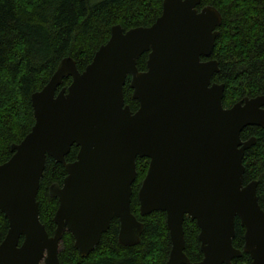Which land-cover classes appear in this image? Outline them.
<instances>
[{
    "label": "water",
    "instance_id": "95a60500",
    "mask_svg": "<svg viewBox=\"0 0 264 264\" xmlns=\"http://www.w3.org/2000/svg\"><path fill=\"white\" fill-rule=\"evenodd\" d=\"M199 4L162 0L149 26L114 24L82 71L64 57L31 94L34 123L0 164V211L8 222L0 264H60L65 231L87 256L114 218L118 243L137 244L143 224L130 208L137 157L148 159L137 190L139 213H165L171 242L165 264H190L185 215L199 228L202 252L191 264H232L242 252L250 264H264V210L257 182L243 179L244 152L256 138L240 136L247 126L264 127V94L223 106L224 85L211 80L218 61L209 58L222 18L214 6ZM144 52L146 69L139 70ZM127 76L135 111L124 101ZM72 145L76 158L66 162ZM47 156L66 170L61 184L48 187L57 199L52 235L36 200ZM236 218L244 227L242 248L232 244Z\"/></svg>",
    "mask_w": 264,
    "mask_h": 264
},
{
    "label": "trees",
    "instance_id": "16d2710c",
    "mask_svg": "<svg viewBox=\"0 0 264 264\" xmlns=\"http://www.w3.org/2000/svg\"><path fill=\"white\" fill-rule=\"evenodd\" d=\"M162 0H0V164L12 155L10 145L19 143L30 131L33 108L30 96L40 90L64 57H71L79 71L91 62L98 47L104 44L114 24L124 30L149 26L161 13ZM214 6L221 14L218 35L209 58L218 61L212 82L223 83L222 104L225 108L245 96L264 94V0H200L198 8ZM147 52L137 59L139 70L146 69ZM126 77L123 96L132 111L138 101L132 97ZM71 78H64L67 86ZM242 139L250 136L256 142L245 150L244 183L257 182L256 195L264 210V127L247 126ZM78 147L72 145L65 161L75 160ZM148 166L146 157L136 158V178L132 183L130 208L142 222L140 240L132 246L118 243L119 222L112 219L99 243L87 256L74 247L73 236L65 231L58 253L60 264H165L171 242L163 211L140 215L137 190ZM66 176L63 164L51 157L45 166L36 195L39 219L52 235V217L57 199L48 194L52 183L61 184ZM8 222L0 211V241ZM184 252L190 264L202 259L197 235L199 228L185 215L183 220ZM244 227L235 219L232 244L243 246ZM245 252L232 259V264H250Z\"/></svg>",
    "mask_w": 264,
    "mask_h": 264
},
{
    "label": "rangeland",
    "instance_id": "374dc122",
    "mask_svg": "<svg viewBox=\"0 0 264 264\" xmlns=\"http://www.w3.org/2000/svg\"><path fill=\"white\" fill-rule=\"evenodd\" d=\"M97 1H99V0H90V2L91 3H95V2H97ZM61 247V243H60V246H59V248ZM42 263V262H41Z\"/></svg>",
    "mask_w": 264,
    "mask_h": 264
}]
</instances>
